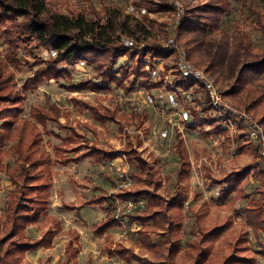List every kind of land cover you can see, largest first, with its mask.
I'll use <instances>...</instances> for the list:
<instances>
[{"label": "rangeland", "instance_id": "374dc122", "mask_svg": "<svg viewBox=\"0 0 264 264\" xmlns=\"http://www.w3.org/2000/svg\"><path fill=\"white\" fill-rule=\"evenodd\" d=\"M46 1L49 11L68 15L82 10L89 15L96 11L101 19L108 15L106 12H119L120 18L121 15L130 14L148 30L145 38L141 36V45L160 44L165 47L170 36L174 42L176 37L177 49L186 51L190 61L207 71L223 93L231 89L241 64L250 62L264 49V0H222L225 11L220 14L216 27H209L203 34L180 30L178 23L185 13L190 16L193 9L210 0H179L182 14L178 20L177 9L171 0ZM130 1L140 6L130 10ZM141 8L145 9L144 13L140 11ZM5 29L6 26L0 24V59L12 71L15 89L25 96L22 99L24 110L19 117H28L33 104L49 102L60 109L57 122H47L45 128L37 124L42 136L40 146L54 158L49 206L46 215L24 231V237L30 240L47 237L48 232L52 231L51 246L26 251L20 258V264H61L73 248L77 253L70 257L72 264H139L135 259L127 262L109 254L114 247L121 246L149 260L162 259L158 248L150 249L138 239L139 222L130 223L128 219L125 227L118 225L108 228L102 237L92 231L93 225L101 222L107 212L112 216L109 202L112 195L148 187L142 181L144 173L124 152L130 147L136 149L138 155L150 165L153 180L160 184L157 193L167 199L176 184L185 192L182 207L170 210L174 221L179 223L171 238L179 246L171 264H193L187 252V243L196 238V225H201L207 231L222 227L207 244L210 256L203 264L221 263L233 247H236L237 255L250 259L246 264H264V255L258 252L259 241L264 242V231L254 233L245 220L246 207L253 206L250 200H259L264 208V199L253 192L258 186L257 181L250 174L248 179L241 182V192H233L225 200L220 199V187L214 182L251 163L254 157L250 146L254 144L244 136L240 122H235L232 128L222 124L227 133H209L210 125L200 123L198 117L217 114L211 105L207 113L201 111L202 103L208 99L197 82L190 80L186 90L176 88L175 80L181 79L176 68V52L163 60L154 61L152 66L158 70L154 81L160 82L158 87H148L140 78L132 89H128L133 76L128 67L126 72H122L121 66L126 62L121 56L114 66L117 71L115 76L123 79L121 84L101 82L92 66L79 61L70 68L68 77L58 81L44 80L27 89L24 85L33 69L24 63L22 56L18 57L20 65L17 66L7 60L11 49L4 42ZM45 50L37 47L34 53L44 61L55 57L46 55ZM212 56H217L218 71L204 68ZM25 59L31 62L28 57ZM245 74L246 79L240 82L238 93L224 95L231 103L242 108H246V101H255L253 109L247 110L261 122L264 130V121H260L264 116V73L257 75L246 71ZM85 79L98 81L103 88L81 91L67 88L69 84ZM171 90L180 99V109H172L166 101L165 95ZM148 96L153 98L152 102ZM86 105L102 114L113 113L114 120L97 121ZM181 109L188 110L190 116L177 127L176 112ZM164 129L168 131L166 137L161 136ZM70 133L76 140L62 150L61 139ZM179 139L186 151L187 162L179 158L176 146ZM11 145V141H6L0 148V220L4 219L3 211L9 191L13 189L9 173L15 166V154ZM57 145L61 146L59 154L54 150ZM90 145L112 151L116 156L100 163H94L89 158L67 164L57 160V155H75ZM74 147L78 150H67ZM100 197L101 203L94 202ZM147 224L149 232L153 226L150 222ZM151 239L157 243L159 237L152 235Z\"/></svg>", "mask_w": 264, "mask_h": 264}, {"label": "trees", "instance_id": "16d2710c", "mask_svg": "<svg viewBox=\"0 0 264 264\" xmlns=\"http://www.w3.org/2000/svg\"><path fill=\"white\" fill-rule=\"evenodd\" d=\"M222 0H210L191 11L190 16L181 17L178 23L180 30L184 29L195 34H203L206 29L216 27L220 14L225 11L221 4ZM136 6H140L136 3ZM82 10L74 15H68L57 11H49L46 0H0V24L6 26L4 42L11 49L6 56L13 66L20 65L18 57L30 69L32 75L27 78L25 88H33L44 80L54 79L56 81L70 75V68L77 62H84L92 66L95 76L101 82L114 81L121 84L123 79L116 77L114 66L119 57L124 56L126 65H122V72L131 70L133 80L128 89H132L135 81L140 79L148 87H158L160 82L152 80L151 71L154 61L163 60L174 53L177 46L175 42L172 47H163L160 44L141 45L140 40L148 34L147 28L130 14L121 15L112 11L105 19L98 16V12L85 13ZM205 20H209L205 21ZM10 24V25H9ZM122 38H129L132 44L124 46ZM33 41L32 43H30ZM240 44V43H239ZM54 50L56 56L49 60H42L34 53L35 48ZM19 52L22 54L19 55ZM219 54V53H218ZM189 55V54H188ZM221 57L220 55H217ZM217 56H212L206 63V70H219ZM31 59V62L28 59ZM65 64V66L60 65ZM60 65V67L58 66ZM62 66V67H61ZM149 69H144L147 67ZM251 74L264 73V49L258 53L250 62H244L238 68L234 84L225 94H236L240 90V82L246 79L245 72ZM125 76V74H124ZM126 77V76H125ZM127 78V77H126ZM13 74L8 69L4 60L0 59V148L6 141H11V149L15 154V166L9 173L13 189L9 191V199L3 211V220H0V264H20L21 256L29 250L40 246H51L53 232L49 231L47 237L30 240L24 237V231L29 225H34L46 215L49 206V196L52 176L53 156L40 146L42 136L37 124L43 128L47 122H57L60 109L54 103L46 102L33 104L30 107L28 117H19L23 112L22 99L25 97L12 84ZM176 87L183 90L188 89L190 82L181 77L175 80ZM67 88L74 91L85 89L99 90L102 87L98 81L85 79L75 84H69ZM28 89V88H27ZM255 101L245 102L246 109H253ZM99 122L114 120L113 113L102 114L92 106L86 105ZM201 111L207 113L210 109L208 101L202 103ZM200 123L210 125L209 133H227L222 127L221 117L200 116ZM264 121V116L260 118ZM76 136H80L73 131ZM81 137V136H80ZM72 133L61 139L62 150L71 142H75ZM179 139L177 150L179 158L187 162V154ZM68 148V147H67ZM260 145L250 146L254 157L253 161L243 169L233 171L223 178L214 180L220 187V199L225 200L236 191L241 192L240 185L251 174L257 181L258 186L254 193L264 199V156L261 155ZM60 145L54 147L55 153L59 154ZM67 150H78L74 147ZM66 150V151H67ZM130 161H134L140 171L144 173L142 181L148 186L117 193L125 198H143L146 207L128 216L129 222H139L141 227L137 230L138 239L148 248H158L162 259L158 261L137 256L129 248L114 247L109 252L129 262L137 260L139 264H171L174 254L178 251V244L172 241L175 229L179 223L175 222L170 210L180 209L184 203L185 192L178 184L174 186L173 192L165 199L157 193L159 182L153 180L150 165L138 155V151L130 147L124 151ZM1 154V150H0ZM57 160L62 164L76 163L82 159L89 158L94 163L113 159L116 154L95 145L88 146L84 151L75 155H57ZM150 186H153L152 188ZM246 197V195H242ZM103 198V197H102ZM101 197L94 202L101 203ZM253 206L246 207L245 220L254 233L264 231V208L260 206L259 200L252 199L249 203ZM150 222L153 229L148 232L146 226ZM116 220L107 212L105 218L98 224H94L92 231L97 236H103L104 232L111 227L118 226ZM222 227H214L205 230L201 225L195 226L196 238L187 243V252L190 254L193 264H203L210 256V248L207 244L216 237ZM152 235H157L159 240L154 243ZM264 255V242L258 243ZM76 249L68 253L61 264H72L70 257L75 256ZM248 258L237 255L236 247L219 264H246Z\"/></svg>", "mask_w": 264, "mask_h": 264}, {"label": "built area", "instance_id": "2783aa9c", "mask_svg": "<svg viewBox=\"0 0 264 264\" xmlns=\"http://www.w3.org/2000/svg\"><path fill=\"white\" fill-rule=\"evenodd\" d=\"M132 1V0H131ZM129 3V9L134 10L136 7L135 3ZM171 3L176 7L177 20L182 14V5L179 0H171ZM142 13L145 12V9L141 8ZM136 10V9H135ZM137 12V11H136ZM124 46L132 44V40L129 38H122ZM174 45V39L172 36L168 38L165 43V47H172ZM177 59L176 68L180 76L185 80H192L200 84V87L203 88L207 96L208 102L212 106L213 112L218 114L221 117V123L225 127H233L235 122H240L242 125L241 131L244 136L254 145H260L261 155L264 156V130H262V124L256 120L246 108H242L234 105L222 92V90L215 84L212 78L209 76V73L205 71L200 66L194 64L187 56L186 51L175 49ZM46 55L56 56L54 50H45ZM173 53V54H174ZM173 60V59H172ZM148 67V66H147ZM158 70L157 67L153 68L151 71L152 80L157 76ZM177 88V87H176ZM160 96V95H159ZM166 101L172 109H180V99L177 96V93L173 90L168 91L165 95ZM189 99V96L187 95ZM186 98V99H187ZM150 102L153 101L151 96H148ZM177 114V123L175 125L178 127L183 125L189 119L188 110H182L176 112ZM230 128V129H231ZM168 134L167 129L161 131V136L166 137ZM111 206V215L119 224L120 227H125L128 216L130 214L140 212L146 207V202L143 198H125L119 195H112L110 200Z\"/></svg>", "mask_w": 264, "mask_h": 264}, {"label": "crops", "instance_id": "0c3cea01", "mask_svg": "<svg viewBox=\"0 0 264 264\" xmlns=\"http://www.w3.org/2000/svg\"><path fill=\"white\" fill-rule=\"evenodd\" d=\"M50 197V196H49ZM110 202V201H109ZM105 233V232H104ZM104 235V234H103ZM100 237H102V236H100Z\"/></svg>", "mask_w": 264, "mask_h": 264}]
</instances>
